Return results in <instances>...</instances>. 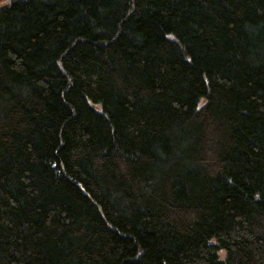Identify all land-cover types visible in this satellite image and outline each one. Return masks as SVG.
Listing matches in <instances>:
<instances>
[{"label": "trees", "instance_id": "trees-1", "mask_svg": "<svg viewBox=\"0 0 264 264\" xmlns=\"http://www.w3.org/2000/svg\"><path fill=\"white\" fill-rule=\"evenodd\" d=\"M0 264H264V0H0Z\"/></svg>", "mask_w": 264, "mask_h": 264}, {"label": "rangeland", "instance_id": "rangeland-1", "mask_svg": "<svg viewBox=\"0 0 264 264\" xmlns=\"http://www.w3.org/2000/svg\"><path fill=\"white\" fill-rule=\"evenodd\" d=\"M2 4H4V2H3ZM2 4H1V5H2ZM221 253H222V252H221Z\"/></svg>", "mask_w": 264, "mask_h": 264}]
</instances>
